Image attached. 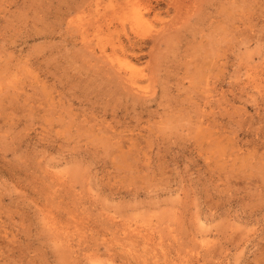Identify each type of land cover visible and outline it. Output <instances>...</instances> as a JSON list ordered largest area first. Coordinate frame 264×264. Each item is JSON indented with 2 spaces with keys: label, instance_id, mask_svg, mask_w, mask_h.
Wrapping results in <instances>:
<instances>
[{
  "label": "rangeland",
  "instance_id": "374dc122",
  "mask_svg": "<svg viewBox=\"0 0 264 264\" xmlns=\"http://www.w3.org/2000/svg\"><path fill=\"white\" fill-rule=\"evenodd\" d=\"M0 264H264V0H0Z\"/></svg>",
  "mask_w": 264,
  "mask_h": 264
},
{
  "label": "bare ground",
  "instance_id": "6f19581e",
  "mask_svg": "<svg viewBox=\"0 0 264 264\" xmlns=\"http://www.w3.org/2000/svg\"><path fill=\"white\" fill-rule=\"evenodd\" d=\"M131 70H133V69H131ZM118 77V76H117ZM134 90V89H133Z\"/></svg>",
  "mask_w": 264,
  "mask_h": 264
}]
</instances>
